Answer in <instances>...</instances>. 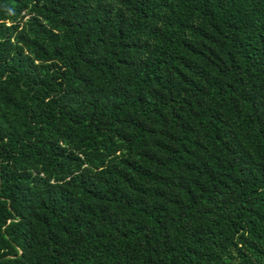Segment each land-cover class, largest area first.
Returning a JSON list of instances; mask_svg holds the SVG:
<instances>
[{
    "label": "trees",
    "instance_id": "obj_1",
    "mask_svg": "<svg viewBox=\"0 0 264 264\" xmlns=\"http://www.w3.org/2000/svg\"><path fill=\"white\" fill-rule=\"evenodd\" d=\"M0 264H264V0H0Z\"/></svg>",
    "mask_w": 264,
    "mask_h": 264
}]
</instances>
